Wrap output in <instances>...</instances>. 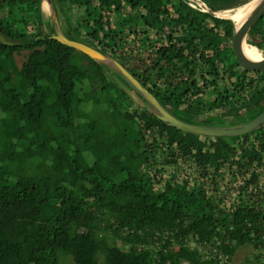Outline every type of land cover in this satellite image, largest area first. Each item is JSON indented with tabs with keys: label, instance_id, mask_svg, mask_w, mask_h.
<instances>
[{
	"label": "trees",
	"instance_id": "1",
	"mask_svg": "<svg viewBox=\"0 0 264 264\" xmlns=\"http://www.w3.org/2000/svg\"><path fill=\"white\" fill-rule=\"evenodd\" d=\"M51 3L67 37L189 122L264 109V72L238 71L230 20L188 0ZM53 34L39 0H0V264H229L245 246L242 264H264V127L212 138L166 126Z\"/></svg>",
	"mask_w": 264,
	"mask_h": 264
},
{
	"label": "water",
	"instance_id": "2",
	"mask_svg": "<svg viewBox=\"0 0 264 264\" xmlns=\"http://www.w3.org/2000/svg\"><path fill=\"white\" fill-rule=\"evenodd\" d=\"M250 1L251 0H247L243 5ZM45 2L48 4V8H46L44 4ZM188 4L190 7L199 10L200 12L209 14L218 19L230 20L233 23V34L230 46L238 71L249 72L248 76L253 79L257 78L254 74L264 72V66H259L254 61L248 59L242 51L243 44L254 46L253 40L255 39V31L264 20V0H259L258 4L238 27L230 17L226 16L229 12H232L237 8L212 12L200 0H188ZM39 8L43 18L51 24L54 33L51 36L53 40L86 55L89 59L98 64L102 70L126 92L132 102L139 107L144 108L151 116L155 117L166 126L175 128L184 133L212 138L238 137L251 134L264 127V109L253 118L244 119L242 121L232 120L230 123L228 121H223L222 124H200L189 122L184 118H181L180 114H177L167 106H164L112 56L104 53L93 45L85 43L78 37H67L54 12V10H57V7L56 5L52 6L51 0H39ZM49 11L50 14L46 15L45 13Z\"/></svg>",
	"mask_w": 264,
	"mask_h": 264
},
{
	"label": "bare ground",
	"instance_id": "3",
	"mask_svg": "<svg viewBox=\"0 0 264 264\" xmlns=\"http://www.w3.org/2000/svg\"><path fill=\"white\" fill-rule=\"evenodd\" d=\"M258 2L259 0H251L247 4L237 8L236 10L229 12L226 16L228 17L239 16V18L236 21H234V23L238 27L243 22V20L248 16V14L252 11V9L258 4ZM44 4L46 8H48V4L46 2ZM254 46L258 50V53H259L258 55H250L246 53V51L244 50V44L242 46V51L248 59L254 61L259 66H264V40L258 38Z\"/></svg>",
	"mask_w": 264,
	"mask_h": 264
},
{
	"label": "rangeland",
	"instance_id": "4",
	"mask_svg": "<svg viewBox=\"0 0 264 264\" xmlns=\"http://www.w3.org/2000/svg\"><path fill=\"white\" fill-rule=\"evenodd\" d=\"M50 14V11L45 13ZM255 254V251L252 246H245V247H240L237 249L232 261L229 264H242L245 260L246 257L252 256Z\"/></svg>",
	"mask_w": 264,
	"mask_h": 264
},
{
	"label": "flooded vegetation",
	"instance_id": "5",
	"mask_svg": "<svg viewBox=\"0 0 264 264\" xmlns=\"http://www.w3.org/2000/svg\"><path fill=\"white\" fill-rule=\"evenodd\" d=\"M250 90V89H249Z\"/></svg>",
	"mask_w": 264,
	"mask_h": 264
}]
</instances>
